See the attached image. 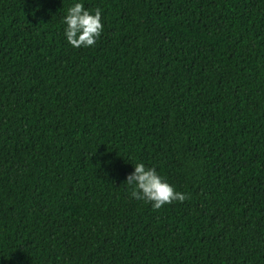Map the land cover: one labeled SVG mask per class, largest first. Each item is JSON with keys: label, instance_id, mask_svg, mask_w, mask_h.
I'll return each mask as SVG.
<instances>
[{"label": "trees", "instance_id": "1", "mask_svg": "<svg viewBox=\"0 0 264 264\" xmlns=\"http://www.w3.org/2000/svg\"><path fill=\"white\" fill-rule=\"evenodd\" d=\"M0 264H264V0H0Z\"/></svg>", "mask_w": 264, "mask_h": 264}, {"label": "clouds", "instance_id": "2", "mask_svg": "<svg viewBox=\"0 0 264 264\" xmlns=\"http://www.w3.org/2000/svg\"><path fill=\"white\" fill-rule=\"evenodd\" d=\"M64 23L67 42L75 48L94 46L103 31L101 10L97 8L93 14L79 2L68 8ZM125 182L133 199L151 203L154 209L188 198L185 193L176 191L155 168L146 167L142 162L134 165V171L127 175Z\"/></svg>", "mask_w": 264, "mask_h": 264}]
</instances>
